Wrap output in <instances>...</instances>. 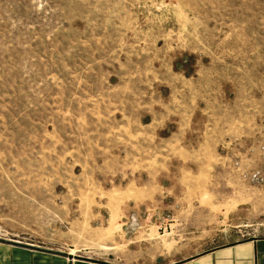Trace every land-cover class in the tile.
I'll return each mask as SVG.
<instances>
[{"label": "rangeland", "instance_id": "374dc122", "mask_svg": "<svg viewBox=\"0 0 264 264\" xmlns=\"http://www.w3.org/2000/svg\"><path fill=\"white\" fill-rule=\"evenodd\" d=\"M167 191L264 238V0H0V242L112 257Z\"/></svg>", "mask_w": 264, "mask_h": 264}, {"label": "crops", "instance_id": "0c3cea01", "mask_svg": "<svg viewBox=\"0 0 264 264\" xmlns=\"http://www.w3.org/2000/svg\"><path fill=\"white\" fill-rule=\"evenodd\" d=\"M165 195L161 198L166 201L161 202L167 204L171 197L174 205L128 211L117 238L122 242L119 237H124L119 243L123 253L77 258L1 241L0 264H264V238L218 244L226 237L201 217L206 215L204 208L185 205V193Z\"/></svg>", "mask_w": 264, "mask_h": 264}]
</instances>
